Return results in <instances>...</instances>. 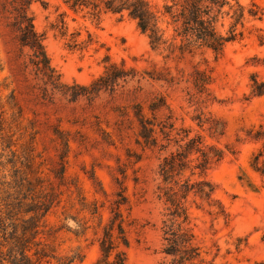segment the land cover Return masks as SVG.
Returning <instances> with one entry per match:
<instances>
[{"label":"rangeland","instance_id":"obj_1","mask_svg":"<svg viewBox=\"0 0 264 264\" xmlns=\"http://www.w3.org/2000/svg\"><path fill=\"white\" fill-rule=\"evenodd\" d=\"M47 1V5L34 1L30 11L37 30L45 36L44 44L52 64L61 72L64 81L91 82L103 73L107 55L112 61L125 59L128 64L142 68L149 67L151 62L159 65L166 62L162 54L151 48L148 36L138 28L136 21L127 15L104 12L96 17L85 11L75 12L62 0ZM241 1L248 4L251 0ZM256 1L264 12V0ZM61 17L67 23L65 34L54 27ZM224 22L220 29L226 33L231 19ZM13 49L10 36L0 27V62L4 67L0 73V100L10 116L7 99L11 89H16L18 105L23 109V125L28 126V131L32 130L31 126L38 131L35 146L40 156L37 161L44 162L43 176L60 200L46 217L43 239L49 253L56 257L49 264H58L57 258L67 261L75 257L71 264H94L98 260L102 225L111 215L110 206L117 198L116 192L123 188L130 199L129 204L122 207L130 240L126 264H156L162 256L164 205L155 190L160 181L159 163L167 151L144 150L135 142L133 129L117 130L118 123L128 120L117 108L135 99L122 97L121 91H117L114 96L102 94L92 103L86 99L68 103L59 97L54 101L38 100L24 75L13 73L17 69L12 60ZM134 57L138 60L134 61ZM167 62L174 71L176 67L182 68L185 76L196 64L212 70L211 100L201 107L207 115L226 125L225 134L218 139L200 130L192 118L198 112V104L189 102L187 88L190 83L185 79L173 86L161 83L151 86L143 82L146 88L168 94L172 112L165 108L159 113L160 117L172 114L177 128L193 127L191 135L200 130L207 142L226 150L225 157L214 163L204 176L216 185L215 196L230 213L228 223L223 218L214 219L205 209L193 204L190 209L204 255L213 264H256L264 260V176L249 165L254 144L238 139L245 137L246 128L264 117V94L255 95L252 91L254 74L259 82H264V13L261 20L248 21L245 37L228 43L221 53L206 49L202 55ZM5 77H8L6 81ZM144 99L142 95L137 100ZM104 130L113 133L114 144L105 140ZM57 131L68 135L71 146L64 161L67 184L63 185L50 171L61 167V156L65 153ZM28 138V133L21 138L17 131L13 137L17 143L14 149L21 151V144ZM227 145L233 147V152L226 148ZM3 147L0 138V153L5 154L0 161L7 160L10 153L3 151ZM174 148L172 142L168 151ZM193 178H199V174ZM80 197L88 204L104 203L100 207L102 223L99 216L81 211ZM82 225L89 226L88 230L83 232ZM83 256L84 260L80 261Z\"/></svg>","mask_w":264,"mask_h":264},{"label":"trees","instance_id":"obj_2","mask_svg":"<svg viewBox=\"0 0 264 264\" xmlns=\"http://www.w3.org/2000/svg\"><path fill=\"white\" fill-rule=\"evenodd\" d=\"M34 1L48 4L47 0H0V27L10 36L14 45L12 60L17 69L14 75L21 73L29 82L28 87L38 100L54 101L56 97L68 103H77L86 99L92 103L102 94L114 96L121 91L122 97H132L133 103L118 107L117 111L127 122L118 123L117 130L133 129L135 142L144 150L157 151L163 156L158 167L160 181L155 193L163 203L161 258L156 264H213L204 255L198 239L196 224L191 214L192 204L205 209L214 219L223 218L228 223L230 213L225 204L215 196L216 185L204 174L216 162L225 157L226 150L215 143H209L200 130H206L211 138H220L226 132V125L220 119L207 115L201 107L211 100L214 78L212 70L194 65L185 76L182 68L174 69L167 60L181 61L187 56L204 54L206 49L221 53L230 42L245 37L246 23L261 20L263 8L256 0L248 4L241 0H62L75 12L85 11L96 17L104 12L127 15L136 21L138 28L149 38L154 51L164 56L166 62L159 65L151 62L149 67L128 64L105 57V69L102 74L89 83H72L63 79L61 72L52 64L46 50L43 33L36 28L30 6ZM231 19L226 33L220 29L225 20ZM63 34L67 23L64 17L54 24ZM134 61L138 59L133 58ZM4 70L0 62V73ZM8 77L4 78L6 81ZM189 82L187 93L191 104H198V111L192 118L200 130L194 135L193 127L177 128L172 114L160 117L159 113L167 108L172 112L168 94L160 90L146 88L143 82L151 86L154 83L173 86L181 80ZM252 91L255 95L264 94V82L257 75L252 76ZM131 85L127 87V85ZM9 84L5 87L8 88ZM146 100H137L140 96ZM7 108L0 100V138L3 151L10 153L7 160L0 161V264H49L54 258L46 247L43 237L46 235V217L52 208L60 202L58 194L50 188L43 176V161H37L36 127L23 125V109L18 105L16 89H11ZM124 121V120H122ZM20 131L21 138L28 133L29 138L21 144L22 150L14 149L17 143L13 137ZM245 137H239L254 144L249 165L256 173L264 176V117L244 130ZM65 149L61 156V167L50 169L59 180L66 182L65 157L70 151V138L57 131ZM111 131L104 130V138L110 144L115 141ZM172 142L175 148L168 151ZM230 152L233 147L227 145ZM5 156L4 152L0 157ZM189 175L186 176V173ZM199 174V178H193ZM70 187V185H68ZM81 193H78L80 196ZM117 198L111 202V215L102 225V234L98 237L101 256L94 264H126L127 250L130 246L126 227V216L122 207L129 204L126 188L116 192ZM84 197L79 198L81 211L99 216L102 213L98 202L88 204ZM83 232L89 226L82 225ZM58 264H71L75 257L67 261L56 259ZM84 260V256L80 257ZM264 264V260L256 262Z\"/></svg>","mask_w":264,"mask_h":264}]
</instances>
